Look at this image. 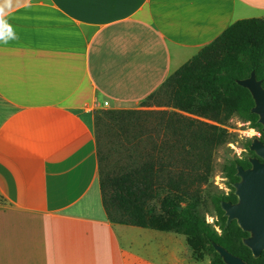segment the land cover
<instances>
[{
    "label": "crops",
    "instance_id": "0c3cea01",
    "mask_svg": "<svg viewBox=\"0 0 264 264\" xmlns=\"http://www.w3.org/2000/svg\"><path fill=\"white\" fill-rule=\"evenodd\" d=\"M264 0H13L0 41V264H202L185 235L112 223L94 113L154 94Z\"/></svg>",
    "mask_w": 264,
    "mask_h": 264
},
{
    "label": "trees",
    "instance_id": "16d2710c",
    "mask_svg": "<svg viewBox=\"0 0 264 264\" xmlns=\"http://www.w3.org/2000/svg\"><path fill=\"white\" fill-rule=\"evenodd\" d=\"M255 72L264 85V19L252 18L237 21L220 37L204 47L192 60L171 75L162 86L171 92L174 107L185 111V105L195 102L202 111L200 116L219 124H226L239 116L262 131L259 117L252 113L255 106L249 90L238 84L239 80ZM153 95V94H152ZM152 95L150 97H152ZM149 97V98H150ZM114 111H98L95 122L98 139L104 117ZM171 132L169 153L149 158L139 166H131L117 176L100 170L102 155L98 148L100 188L108 219L114 224L151 228L174 232L188 238L193 256L204 260L212 255L210 264H225L215 251L213 243L225 247L248 264H264V252L255 259L242 239L248 233L242 231L236 221L227 224L222 201L236 202V197L212 196L219 219V234L198 210L201 186L210 174L211 155L222 145L225 130L199 120L173 117L168 125ZM137 139V138H136ZM264 141V134L263 139ZM97 142V140H96ZM153 149H157L156 146ZM177 155L184 158L179 161ZM249 167L247 162L233 161L226 166V174L232 183L237 165ZM205 171V172H204ZM166 191L160 199L161 216H150L149 203ZM188 195L190 196L188 198ZM183 203H187L183 206Z\"/></svg>",
    "mask_w": 264,
    "mask_h": 264
},
{
    "label": "rangeland",
    "instance_id": "374dc122",
    "mask_svg": "<svg viewBox=\"0 0 264 264\" xmlns=\"http://www.w3.org/2000/svg\"><path fill=\"white\" fill-rule=\"evenodd\" d=\"M185 109V111H182L174 107V101L167 86H161L152 97L135 105L113 107L106 103L104 108L94 113V132L99 151L103 157L102 161H100V170L114 177L131 166L143 164L149 158H152V156L154 158L167 156L169 152L166 151L165 144H170L168 140L171 135V132L167 128L173 117H181L186 120H199L224 129L226 132L224 141L211 155V167L208 170L210 171V177L206 184L201 186V192L198 194L200 200L197 207L201 214L204 216L207 214L213 218V222L208 224L216 231L218 228L219 231L217 232L221 234L220 222L212 196H235L237 202L235 183H232L231 179L227 176L226 166L236 160L250 164V159L256 156L250 150V145L255 139L263 141L264 132L239 116L232 117L226 124H219L200 116L201 114L196 113H202V111L195 106V102L186 104ZM102 110L114 111L115 114L110 116V118L104 117L101 135L98 139L95 117L96 113ZM249 129H255L259 135H246L245 133ZM154 146L157 147L156 150L153 149ZM183 158V156L179 157L177 155L179 161ZM217 177H220L219 181H217ZM238 181H240V178ZM159 192L158 197L152 200L148 206V212L151 217L161 216L160 199L166 191L162 190ZM0 203H4L1 195ZM182 205L186 206L187 203H183ZM245 238L242 239V242ZM211 260L212 255L206 254L202 264H210Z\"/></svg>",
    "mask_w": 264,
    "mask_h": 264
},
{
    "label": "water",
    "instance_id": "95a60500",
    "mask_svg": "<svg viewBox=\"0 0 264 264\" xmlns=\"http://www.w3.org/2000/svg\"><path fill=\"white\" fill-rule=\"evenodd\" d=\"M238 84L251 93L255 106L252 113L259 117L258 123L264 132V85L255 72L250 77L239 80ZM250 150L255 157L250 159L251 167L245 169L237 165L236 176L240 181L234 184L237 202L222 201L221 208L227 224L233 221L249 236L243 240L255 259L264 252V142L255 139ZM215 251L225 264H248L242 258L229 252L220 244L213 243Z\"/></svg>",
    "mask_w": 264,
    "mask_h": 264
},
{
    "label": "clouds",
    "instance_id": "9594fccd",
    "mask_svg": "<svg viewBox=\"0 0 264 264\" xmlns=\"http://www.w3.org/2000/svg\"><path fill=\"white\" fill-rule=\"evenodd\" d=\"M17 5L19 4V0H16ZM13 0H0V41L7 42L9 39H15V34L11 28V26L4 19L5 15L8 11L12 9ZM248 136H256L259 135L255 129H249L247 133ZM220 177H217V181H219ZM205 220L207 223H212L213 218L209 217L207 214L205 215ZM217 231L219 229L217 228Z\"/></svg>",
    "mask_w": 264,
    "mask_h": 264
},
{
    "label": "flooded vegetation",
    "instance_id": "af4514ba",
    "mask_svg": "<svg viewBox=\"0 0 264 264\" xmlns=\"http://www.w3.org/2000/svg\"><path fill=\"white\" fill-rule=\"evenodd\" d=\"M251 166H249V167H244L245 169H248V168H250Z\"/></svg>",
    "mask_w": 264,
    "mask_h": 264
}]
</instances>
